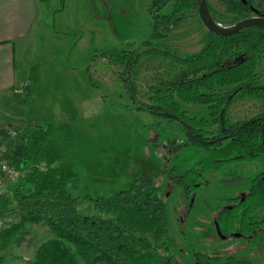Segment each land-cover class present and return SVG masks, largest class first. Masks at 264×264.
<instances>
[{"label": "rangeland", "instance_id": "1", "mask_svg": "<svg viewBox=\"0 0 264 264\" xmlns=\"http://www.w3.org/2000/svg\"><path fill=\"white\" fill-rule=\"evenodd\" d=\"M36 1L42 19L36 24L35 34L16 51V78L23 80L25 87L19 94L0 95V162L6 161L22 174L10 157L12 144L37 125L67 122L79 151L76 171L80 186L86 184L92 192L109 194L146 176L160 187L169 208L178 263L201 264L192 257L194 249L219 254L220 264L228 260L234 264H264V232L247 247L238 248L241 240H221L212 225L213 212L223 202L221 197L248 189L252 177L263 169L260 160H236L218 171L210 170L204 174L207 184L186 194L176 185L175 177L196 166L204 151L188 143L177 122L136 108L137 104L150 103L149 86L166 78L163 58L152 53L139 58L133 76V101L125 91L126 81L117 75L123 65L110 64L101 56L108 48L140 46L152 30L148 12H157L165 0ZM207 3L222 24L234 21L236 16L221 1ZM254 3L264 9V0ZM168 10L169 4L162 11ZM205 32L198 14H193L158 43L190 55L202 47ZM263 60L256 70L264 75ZM181 106L196 116L207 115L203 104L182 102ZM261 109L256 100L237 96L229 114L245 119ZM24 113L34 123L27 124ZM17 178L8 180L1 189ZM25 227L0 250V264H28L40 242L51 236L42 223Z\"/></svg>", "mask_w": 264, "mask_h": 264}, {"label": "trees", "instance_id": "2", "mask_svg": "<svg viewBox=\"0 0 264 264\" xmlns=\"http://www.w3.org/2000/svg\"><path fill=\"white\" fill-rule=\"evenodd\" d=\"M219 1L236 16L229 25L247 16L248 9L240 1ZM167 4L169 10L163 12ZM148 13L152 30L140 46L108 48L101 56L110 64L123 65L117 75L126 81L125 91L133 101L139 58L149 53L163 58L166 78L150 85V103L136 108L177 122L188 143L204 151L196 166L176 177L177 186L189 194L207 184L206 172L218 171L232 161L260 159L264 164V75L256 70L264 58V27H245L231 35L206 30L202 47L182 55L158 40L198 14L195 0H165L157 12ZM237 96L256 100L261 111L234 119L229 108ZM182 102L205 105L207 115L191 114ZM9 150L22 174L0 190V250L7 248L26 224L42 223L51 236L40 242L28 264H182L175 259L177 243L168 204L151 178H136L127 188L109 194L79 185V151L71 124L37 125ZM253 181L256 196L241 204L240 218L234 210L220 211L217 220L223 230L241 226L255 208L264 205V168ZM192 257L203 264H220L219 256L194 249Z\"/></svg>", "mask_w": 264, "mask_h": 264}, {"label": "crops", "instance_id": "3", "mask_svg": "<svg viewBox=\"0 0 264 264\" xmlns=\"http://www.w3.org/2000/svg\"><path fill=\"white\" fill-rule=\"evenodd\" d=\"M42 16L43 13L40 15L36 0H0L1 97L22 92L25 85L23 80L20 81L16 78V51L18 46H22L20 44L32 36L38 20L42 19ZM102 59L104 60V58ZM17 111L21 112L19 109ZM24 120L27 124L34 123L27 117L26 113H24Z\"/></svg>", "mask_w": 264, "mask_h": 264}, {"label": "flooded vegetation", "instance_id": "4", "mask_svg": "<svg viewBox=\"0 0 264 264\" xmlns=\"http://www.w3.org/2000/svg\"><path fill=\"white\" fill-rule=\"evenodd\" d=\"M232 1H234V2L240 1L248 9V12L244 11L245 14L247 12V16L241 17L240 20L247 18V17H252V16H264V13H262L263 11L260 10L261 8L257 7L256 4L254 3L255 0H232ZM236 6L239 7V5H237V4H236ZM257 10H260L261 12L258 13V12H256ZM220 24H222V23H220ZM228 25H226V26H228ZM261 62H262V60L260 61V64H261ZM261 83H262V81H261ZM260 162L262 164V168H264L263 162L261 160H260ZM262 171H263V169H262ZM256 176H257V173L252 177L251 182H250V186L248 189L236 191L234 194L230 195L229 197H225V198L221 197L222 199L221 198L220 199L223 200V202L221 204L217 205V209L213 212V213H215V216H214L215 218L213 219L212 225L215 227L216 230L218 228V230L220 231V233H219L220 239L224 240V241L234 239V238L239 239L242 242L238 248L244 247V246L247 247L253 239L259 238L260 235L264 232V205L263 206L259 205L257 208H255L254 212L252 214H250L249 219L244 221L241 226L237 225V227L235 229L233 228V229L223 230L220 222L217 220V217H218L220 211L226 210V209L234 210L233 214H235V215L238 214V218L241 217V214L243 212V208L241 207V204L243 202L247 201L248 199H252L256 196V194H255L256 191H254V189H253L254 188V186H253L254 181L253 180L255 179ZM175 179H176V177H175ZM258 185H259V187H261L260 184H258ZM182 190L186 194H188V192L185 189H182ZM218 230H217V232H218ZM238 248L235 250V252L238 250ZM226 256H229V254H227ZM229 257H231V256H229ZM229 257H227V258H229ZM195 260H197V259H195ZM241 260L243 261L242 258H241ZM197 261H199L202 264L201 260H197ZM230 261H233V260H228L227 262H230ZM222 264H224V263H222Z\"/></svg>", "mask_w": 264, "mask_h": 264}, {"label": "water", "instance_id": "5", "mask_svg": "<svg viewBox=\"0 0 264 264\" xmlns=\"http://www.w3.org/2000/svg\"><path fill=\"white\" fill-rule=\"evenodd\" d=\"M198 16L203 26L217 35H231L245 27H264V16H252L239 20L232 25H222L212 17L207 0H195ZM218 230V228H217ZM218 233L220 231L218 230Z\"/></svg>", "mask_w": 264, "mask_h": 264}, {"label": "built area", "instance_id": "6", "mask_svg": "<svg viewBox=\"0 0 264 264\" xmlns=\"http://www.w3.org/2000/svg\"><path fill=\"white\" fill-rule=\"evenodd\" d=\"M0 190L6 184L8 180H14L18 175L15 169L11 168L6 161L0 162ZM16 172L17 174L13 173Z\"/></svg>", "mask_w": 264, "mask_h": 264}]
</instances>
